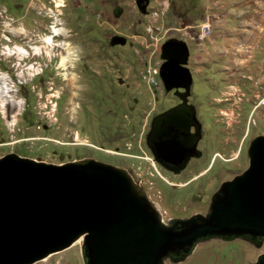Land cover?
Returning <instances> with one entry per match:
<instances>
[{
  "label": "rangeland",
  "instance_id": "1",
  "mask_svg": "<svg viewBox=\"0 0 264 264\" xmlns=\"http://www.w3.org/2000/svg\"><path fill=\"white\" fill-rule=\"evenodd\" d=\"M154 13L160 14L153 18ZM205 21L211 31L199 40V27ZM53 25L61 34L53 37L54 46L44 47ZM113 36L124 38L125 45L110 46ZM169 39L187 47L189 97L198 99L203 119L213 120L211 111L202 110L205 100L214 97L218 103L225 97L220 103L226 104L217 106L227 117L225 124H235L240 114L242 138L248 127L251 135L264 133V105L259 104L264 98V0H147L144 14L135 0H0V142L6 144L0 146V157L13 153L57 165L58 153L72 154L49 139L63 143L68 135L85 138L83 116L76 107L90 97H98L104 107L100 95L113 94L120 101L173 97V90L165 93L161 85L149 89L139 80L143 65L160 63V45ZM66 51L72 57L64 68L60 58ZM202 53L210 58L209 66L190 63ZM217 129L209 134L216 135ZM12 141L20 143L10 145ZM241 151L244 163L245 148ZM235 165L239 169L240 161ZM213 173L221 177L212 168L196 188L186 190L200 188V200L182 203L160 182H155L159 193L146 198L164 222L179 213L204 215L211 191L218 189ZM205 240L183 261L164 258L162 264H254L264 254V239L260 247L237 238ZM73 243L32 264H84L82 240Z\"/></svg>",
  "mask_w": 264,
  "mask_h": 264
},
{
  "label": "water",
  "instance_id": "2",
  "mask_svg": "<svg viewBox=\"0 0 264 264\" xmlns=\"http://www.w3.org/2000/svg\"><path fill=\"white\" fill-rule=\"evenodd\" d=\"M144 14L147 0H135ZM114 14L119 15L115 9ZM110 46H124L113 36ZM165 92L188 97V50L169 39L159 48ZM178 89L182 91H177ZM248 166L220 185L204 215L160 220L127 174L91 159L60 166L8 153L0 157V264H32L79 238L84 264L176 262L202 239H264V136L251 140ZM180 259L171 258L170 254ZM254 264H264V255Z\"/></svg>",
  "mask_w": 264,
  "mask_h": 264
},
{
  "label": "flooded vegetation",
  "instance_id": "3",
  "mask_svg": "<svg viewBox=\"0 0 264 264\" xmlns=\"http://www.w3.org/2000/svg\"><path fill=\"white\" fill-rule=\"evenodd\" d=\"M186 68L188 69L187 66ZM121 84L119 81L118 86ZM123 86L125 90H129L127 84ZM174 93L175 90L172 92L173 97H123L122 101L113 94L100 95L106 102L105 107L98 97H90L76 107L78 113L83 116L81 127L85 138L78 140L68 135L67 141L63 143L58 139H49L55 146L59 148L63 146L72 154L64 152L63 156L58 153L57 166L91 159L123 170L145 197L159 193L155 190L158 186L155 182H160L161 186L170 190L171 197H178L182 203L202 198V195L197 193L200 188L196 189V192L186 190L196 188L202 182L200 180L208 176L210 169L215 168L217 174L221 176L218 177L216 173L211 175L213 179L219 181L218 188L222 183L243 172L248 166V145L257 137L251 135L248 127L242 138L243 115L237 114L239 119L235 124H225L227 117L217 108L226 104L220 103L225 97L218 103L213 97L205 100L202 106V110L211 111L213 120L210 122L208 118L201 117V104L196 97H176ZM216 126L219 128L218 133L210 135V130ZM258 136H264V133L261 132ZM243 147L244 163L241 151ZM237 161L241 164L239 169L235 165ZM233 170L239 171L232 174ZM215 189L209 195V202L218 190ZM195 215L202 214L179 213L168 218L166 222L162 219L161 221L167 223L171 219H187ZM234 238L237 237L214 239L226 242ZM237 239L251 243L255 247H260L263 240ZM199 242L206 240L197 241L184 258L173 263L188 258ZM168 256L180 259L182 253L178 252V256L172 254Z\"/></svg>",
  "mask_w": 264,
  "mask_h": 264
},
{
  "label": "built area",
  "instance_id": "4",
  "mask_svg": "<svg viewBox=\"0 0 264 264\" xmlns=\"http://www.w3.org/2000/svg\"><path fill=\"white\" fill-rule=\"evenodd\" d=\"M160 13L156 14L154 13L152 16L157 17ZM148 31H151V29L149 28ZM211 30H209V28L207 27V21L203 22L200 27H199V35H198V39L202 40L204 37H206L207 35H209ZM5 49H8L7 46H5ZM262 63L264 64V58L262 57ZM159 65L160 63H154V64H150L147 63L145 65H143L140 73H139V80L140 82H142L145 86H147V88H151V87H157L158 85H161V81L159 79ZM259 104H263L264 105V98H262L259 102ZM12 126H14V123H12ZM15 143H20V141H12L9 144H15ZM6 144H3L2 142H0V146H4Z\"/></svg>",
  "mask_w": 264,
  "mask_h": 264
},
{
  "label": "bare ground",
  "instance_id": "5",
  "mask_svg": "<svg viewBox=\"0 0 264 264\" xmlns=\"http://www.w3.org/2000/svg\"><path fill=\"white\" fill-rule=\"evenodd\" d=\"M58 5H59V4H58ZM210 26H211V25H209V23H208V21H207V27L209 28V30H211V27H210ZM49 29H50V34H51V35H49L48 37H46V38L43 40L44 47H46V46H52V45H53V37H56V36H58V35L61 34L60 30H58V29L55 28V25L51 26ZM53 46H54V45H53ZM35 50H36V52H38V51L40 50V48H36ZM71 54H72L71 52L66 51L65 55L61 56V58H60V65H61L62 67L66 68L67 63L71 60V57H72ZM153 208H154L155 211L157 212V209H156L154 206H153ZM157 213L159 214V217H160V213H159V212H157ZM160 218H161V217H160ZM78 240H80V238H79ZM78 240H76L75 242H77ZM75 242H74V243H75ZM74 243H73V244H74ZM78 243H79V242H78ZM75 245H76V244H75ZM71 246H72V245H71Z\"/></svg>",
  "mask_w": 264,
  "mask_h": 264
},
{
  "label": "crops",
  "instance_id": "6",
  "mask_svg": "<svg viewBox=\"0 0 264 264\" xmlns=\"http://www.w3.org/2000/svg\"><path fill=\"white\" fill-rule=\"evenodd\" d=\"M211 60L209 57L206 56L205 53L200 54L198 57H194L192 60H190V63H195L198 65H205L210 64ZM209 66V65H208ZM208 66H205V68H208ZM194 69V68H193ZM196 70L200 71V68H195Z\"/></svg>",
  "mask_w": 264,
  "mask_h": 264
},
{
  "label": "clouds",
  "instance_id": "7",
  "mask_svg": "<svg viewBox=\"0 0 264 264\" xmlns=\"http://www.w3.org/2000/svg\"><path fill=\"white\" fill-rule=\"evenodd\" d=\"M188 59H189V55H188ZM188 59H187V60H188ZM160 63H161V61H160ZM189 72H190V71H189ZM160 220H161V218H160ZM161 222H162V221H161Z\"/></svg>",
  "mask_w": 264,
  "mask_h": 264
}]
</instances>
